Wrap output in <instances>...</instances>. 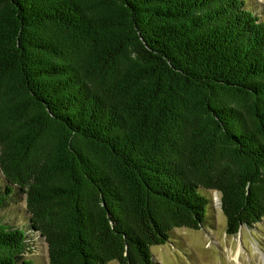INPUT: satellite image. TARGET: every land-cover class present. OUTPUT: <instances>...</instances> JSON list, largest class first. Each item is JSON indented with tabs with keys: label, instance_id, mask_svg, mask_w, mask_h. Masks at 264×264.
<instances>
[{
	"label": "trees",
	"instance_id": "1",
	"mask_svg": "<svg viewBox=\"0 0 264 264\" xmlns=\"http://www.w3.org/2000/svg\"><path fill=\"white\" fill-rule=\"evenodd\" d=\"M245 0H0V264H152L176 227L264 216V17Z\"/></svg>",
	"mask_w": 264,
	"mask_h": 264
},
{
	"label": "rangeland",
	"instance_id": "2",
	"mask_svg": "<svg viewBox=\"0 0 264 264\" xmlns=\"http://www.w3.org/2000/svg\"><path fill=\"white\" fill-rule=\"evenodd\" d=\"M247 6L264 17V0H248ZM202 192L210 199L202 226L174 228L167 242L150 247L152 264H264V216L252 226L242 225L236 234H228L219 192L211 189ZM27 217L22 192L14 193L0 206V218L10 223L24 226ZM24 256L32 264H48L46 244L41 236L30 234ZM235 256L240 258L239 262ZM108 264L119 263L111 260Z\"/></svg>",
	"mask_w": 264,
	"mask_h": 264
},
{
	"label": "bare ground",
	"instance_id": "3",
	"mask_svg": "<svg viewBox=\"0 0 264 264\" xmlns=\"http://www.w3.org/2000/svg\"><path fill=\"white\" fill-rule=\"evenodd\" d=\"M240 248H241V245L239 246V250H240ZM231 250H232V249H231ZM237 252H238V250H237ZM236 255H237V254H236ZM238 255H239V254H238ZM238 255H237V256H238ZM237 256H235V257H236L237 261L239 262V261H240V260H239L240 258L237 257Z\"/></svg>",
	"mask_w": 264,
	"mask_h": 264
}]
</instances>
